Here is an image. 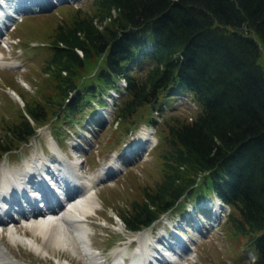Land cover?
<instances>
[{"label":"trees","instance_id":"trees-1","mask_svg":"<svg viewBox=\"0 0 264 264\" xmlns=\"http://www.w3.org/2000/svg\"><path fill=\"white\" fill-rule=\"evenodd\" d=\"M91 1V12L76 8L58 24L44 68L54 89L4 127L0 157L54 118L60 127L95 114L115 89L123 130L150 111L162 165V179L120 214L125 228L139 231L189 202L219 197L232 210L229 238H247L249 264H264V0ZM184 92L198 106L191 119L152 118Z\"/></svg>","mask_w":264,"mask_h":264},{"label":"rangeland","instance_id":"rangeland-1","mask_svg":"<svg viewBox=\"0 0 264 264\" xmlns=\"http://www.w3.org/2000/svg\"><path fill=\"white\" fill-rule=\"evenodd\" d=\"M43 1L57 2L58 0ZM29 2L32 0L27 1V3ZM91 2V0L65 2L42 13L37 10L33 11L39 7V4L36 3V6L31 8L33 10L29 11L34 13H25L23 19L20 15V18L15 22L16 28L5 32L4 42L0 43V138L4 137L5 126L20 121L21 113L25 110L27 102L30 103L34 98L43 100L42 95L49 94L54 89V79L44 69L47 59L51 57V53L47 49L51 46V36L56 33L59 23L68 22L74 17L76 8L91 12ZM29 5L32 4H27L26 7ZM15 10L10 9L9 11L16 15L18 10L22 9ZM136 69L140 70V68ZM137 71L135 70V72ZM51 85L53 87L50 88ZM111 92L114 96L110 98L111 94L105 95V99L112 103L109 102L110 105L107 104L105 108H100V110H105L106 118L100 117L99 111L96 116L90 113L78 114L72 121H62L60 127L55 123V120L58 119L54 118L50 124L40 127L39 129H42L40 132L38 129L37 135L32 138L29 144H23L16 151L1 156L0 167L6 166V168L16 170L24 168L35 159L48 162V157H52L54 154L51 149L49 150V146L59 151L57 146L61 145L65 153L71 155V151H75L71 145H76L79 151L75 152V159L66 162H79V165L75 166V170L80 177L86 179L91 173L107 172L96 182L97 185L103 179L108 180V182L96 186L97 188L95 187L99 206L84 223L88 230L90 252L97 256L101 262L105 260L108 264H113L122 261L123 264V259L131 258L137 251L138 245H130V239L126 237L132 236V233L125 230L120 214L129 212L132 203L142 199L145 188H153L162 179V165L160 153H157L160 150V148L158 149L160 140L158 128L156 129L146 122L150 111L145 110L135 118L138 120L136 123L124 125L125 129L123 130L120 123L117 124V120H115L117 110L115 104L121 101L122 97L113 89ZM96 98L100 99L101 97ZM173 98L165 109L152 112V118L157 119L159 123L163 121L164 117L169 118L172 114L191 119L198 108L192 96L178 94ZM95 105L96 107L100 106L99 104ZM50 125L60 128L59 135L53 136L58 142L55 147L52 143L55 141L52 139L54 134ZM147 129L151 131L154 138L152 142L155 146L147 152H141L136 140L140 138V146L143 143L147 145L145 142L148 139L147 135L149 136ZM126 150L129 151L128 154L124 153ZM85 158V166L83 164L82 166H84L83 172L87 175L81 173L79 168L81 167L80 160H85ZM115 163L119 164L120 169L115 166ZM109 173L115 175L112 176ZM210 199H213L211 203H214V208L209 207L210 201H205L202 205L195 204L193 201L189 202L186 211L183 213L173 211L162 216L152 226L153 228L144 230L143 233L148 235L149 242L152 243L158 241L157 238L160 237L164 242L169 241L166 240L167 238L170 240L176 238L179 244L181 242L184 245L191 243L194 259L182 260L181 264H249L254 259V254L247 251V238L239 237L238 240H235L229 238L225 231L227 216L232 212L231 208L226 206L216 212L218 218L222 215L216 223L215 209L219 210L218 206L222 207L223 204L216 197ZM198 206H202V209H198ZM17 215L16 212L15 216ZM17 220L18 222L7 224L8 226L0 225V241L7 244L9 242L8 227L23 226L27 221L24 218ZM212 223L214 226H211ZM201 229L204 231L202 234L200 233ZM24 230L23 228L20 234L25 235ZM177 232L182 233L180 239L174 236ZM31 235V231H28V236ZM164 235L165 237L167 235L166 239ZM187 235L193 238L194 242H191ZM122 239L124 240L122 241ZM76 241L79 246L76 252L72 247L73 252L70 249H67L70 252L54 249L55 251L50 250L51 255L47 254L43 257L23 244L18 247L12 246L11 249L14 256L24 264H91L77 239ZM59 254H68L70 257Z\"/></svg>","mask_w":264,"mask_h":264},{"label":"bare ground","instance_id":"bare-ground-1","mask_svg":"<svg viewBox=\"0 0 264 264\" xmlns=\"http://www.w3.org/2000/svg\"><path fill=\"white\" fill-rule=\"evenodd\" d=\"M30 3H33V0L29 3H27L26 0H23V2L19 0H0V31L3 30L5 26L8 28L9 23L14 27L17 21H10L12 16L15 15L9 11L10 9H23ZM19 12H22V10H18V13ZM9 14L11 16H8ZM145 142L146 144L149 143L148 139H146ZM52 143L54 147L57 146L55 142ZM56 161L51 171L52 175L45 176V179L47 181L51 180L52 183V180L55 181L56 178H58L64 183V187L72 191L76 190L73 196L71 191H69L72 196L69 207L63 205L62 201H60L61 199H58L57 194L51 196V193H45L44 196H49L48 199L46 198L47 205H45V207L33 208V206H30L31 208L29 207L26 210L21 209L23 214L21 210L15 211L18 214L20 213L21 218L27 221L23 226L17 225L15 228L9 227L7 234L9 242L7 244L0 241V264H24L12 253V246L18 247L23 244L43 257L47 256V254L51 255L50 250L55 251L54 249L70 252L67 249L71 250L72 247L75 252L78 251L79 246L76 241L77 238L80 247L91 264L103 263L97 256H94L92 252H90L91 246L87 238L88 230L84 223L89 219L88 217L92 212H96L99 206L95 190L96 182L107 172L102 173V171H100L99 174L91 173L89 177L85 179L80 177L78 172L76 173L75 166L79 165L78 161L75 163L66 162L63 159H57ZM45 163L44 161L35 159L21 169L14 170L6 168V166L0 167V198H3V206L5 209L8 208L10 204L8 197H10L14 205L18 204L16 198L12 195L17 193L18 195L22 194L20 189L27 190L29 187H34L37 190L38 186H45L46 182H43V178L48 172ZM41 172H43V175H40ZM46 188L50 189L49 186ZM47 189H45V191L50 192ZM24 197H27V195ZM51 200L54 202L50 203ZM4 208L2 212H0V220H8V217H10L8 216V211ZM23 228L25 229V235L20 234ZM28 231H31V236H28ZM73 232L76 235L75 238L74 235H71ZM129 239L131 245L133 243H138L137 252L131 256L132 259L129 258L131 259L130 264H175L174 261L178 258V256H175L177 255L175 252L182 248L187 249L186 245H184L183 242L179 244L176 238H173V240L165 238L169 240L168 242H163L164 240L162 239H157L158 241L154 243L149 242L148 235L143 233V231L133 234ZM59 255L70 257L68 254ZM113 264L121 263L119 261Z\"/></svg>","mask_w":264,"mask_h":264}]
</instances>
